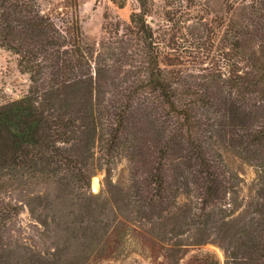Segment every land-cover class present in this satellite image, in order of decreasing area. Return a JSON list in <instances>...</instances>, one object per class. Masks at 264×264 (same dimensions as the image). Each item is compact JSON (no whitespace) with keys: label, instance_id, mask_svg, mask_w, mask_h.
Returning <instances> with one entry per match:
<instances>
[{"label":"trees","instance_id":"16d2710c","mask_svg":"<svg viewBox=\"0 0 264 264\" xmlns=\"http://www.w3.org/2000/svg\"><path fill=\"white\" fill-rule=\"evenodd\" d=\"M134 1L128 20L103 23L92 42L77 0H67L65 26L40 0H0V48L30 81L0 104V185L52 182L83 232L91 221L105 229L91 199L70 198L84 185L96 197L88 185L100 147L107 178L126 160L130 223L155 229L164 264H264V0ZM180 43L218 48L220 63L189 72L170 58ZM230 155L256 170L246 203ZM19 211L0 199V232Z\"/></svg>","mask_w":264,"mask_h":264},{"label":"rangeland","instance_id":"374dc122","mask_svg":"<svg viewBox=\"0 0 264 264\" xmlns=\"http://www.w3.org/2000/svg\"><path fill=\"white\" fill-rule=\"evenodd\" d=\"M40 2L44 12L61 26H65L67 20L71 21L74 12L71 2ZM134 7V0H127L123 7H118L110 0H77L76 13L84 37L97 42L102 35L103 23L115 19L128 20ZM161 21L158 15L149 17L154 28ZM219 53L218 48L198 53L187 43H180L171 50L170 58L189 72H196L199 68L220 63ZM29 83L28 75L21 73L17 67L16 55L0 48V104L22 97ZM102 154V149L97 147L88 185L89 191L96 197L91 198L84 185L81 189H75L70 198L76 201L79 193L80 198L91 199L95 208L92 214L97 220L106 222L105 229L97 225V221H91L83 232L86 221L79 222L80 211L75 206H67L66 199L57 198L59 192L52 182L46 184L38 181L31 186L24 183L8 187L0 185V199L20 207L19 214L0 232V264H164L162 249L153 244V241H157L155 229L149 223L141 226L130 223L126 160L118 158L107 178ZM226 160L241 178L240 198L246 203L254 190L256 170L234 156H227ZM93 177L98 179L96 189L92 188ZM61 202L64 205L61 206ZM71 221L74 223H68ZM64 226L74 228V237L71 231L63 229ZM58 248L63 251L56 256ZM202 248L212 251L223 261L224 252L217 244L207 243Z\"/></svg>","mask_w":264,"mask_h":264},{"label":"bare ground","instance_id":"6f19581e","mask_svg":"<svg viewBox=\"0 0 264 264\" xmlns=\"http://www.w3.org/2000/svg\"><path fill=\"white\" fill-rule=\"evenodd\" d=\"M92 188H98V179L96 177L92 178Z\"/></svg>","mask_w":264,"mask_h":264}]
</instances>
